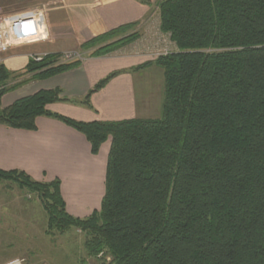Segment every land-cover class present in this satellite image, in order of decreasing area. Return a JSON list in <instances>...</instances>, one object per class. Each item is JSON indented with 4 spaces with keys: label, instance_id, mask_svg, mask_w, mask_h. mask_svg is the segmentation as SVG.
Segmentation results:
<instances>
[{
    "label": "trees",
    "instance_id": "trees-1",
    "mask_svg": "<svg viewBox=\"0 0 264 264\" xmlns=\"http://www.w3.org/2000/svg\"><path fill=\"white\" fill-rule=\"evenodd\" d=\"M157 7L159 30L176 52L132 71L162 69L159 119L79 122L48 109L68 102L61 90L0 111V125L16 130L36 131L39 117L58 120L81 133L94 156L110 142L100 210L84 219L69 215L60 180L0 170V181L39 196L48 233L81 229L90 255L105 252L110 264H264V0H160ZM137 26L113 30L81 51L107 56L135 42L137 33L111 39ZM62 57L31 60L18 74L0 66V101L82 65ZM120 73L101 80L82 104L91 107V96ZM12 76L22 80L8 86Z\"/></svg>",
    "mask_w": 264,
    "mask_h": 264
},
{
    "label": "crops",
    "instance_id": "crops-1",
    "mask_svg": "<svg viewBox=\"0 0 264 264\" xmlns=\"http://www.w3.org/2000/svg\"><path fill=\"white\" fill-rule=\"evenodd\" d=\"M27 1L29 6L18 11L16 7L26 4L25 0H0V66L11 74L22 73L36 56L81 51L85 44L121 27L138 24L146 33L153 16L158 19L156 26L161 33L157 7L160 0H149L151 4L140 0ZM137 55L125 52L88 57L75 70L31 81L5 94L0 111L40 91L61 90L62 97L72 102L54 103L48 109L79 122L159 119L163 87L160 95L158 90L152 93L148 85L142 95L137 90L136 77L160 68L132 71L149 62L142 54ZM115 72L121 73L91 96V107L83 105L95 86ZM36 126V131H24L0 125V170L22 171L37 182L60 180L69 215L88 218L100 210L105 195L110 142L94 156L86 138L62 122L39 117Z\"/></svg>",
    "mask_w": 264,
    "mask_h": 264
},
{
    "label": "rangeland",
    "instance_id": "rangeland-1",
    "mask_svg": "<svg viewBox=\"0 0 264 264\" xmlns=\"http://www.w3.org/2000/svg\"><path fill=\"white\" fill-rule=\"evenodd\" d=\"M24 1V0H23ZM22 2L16 7L18 11L29 6ZM41 1V0H40ZM152 25L146 27L137 26L125 35L111 39V42L120 40L130 34L137 33L139 38L132 44L109 54L120 53L142 54L145 60L153 61L158 57L176 52L175 45L169 36L159 33L157 29V17H152ZM155 23V25H154ZM128 50H124V49ZM143 48V49H142ZM73 60L81 62L88 58V54L82 51H71ZM61 62L68 61L65 55ZM80 56V57H79ZM33 61L40 63L44 56H36ZM42 59L36 61V59ZM72 60V59H70ZM12 76L7 81L8 86L19 83L22 79ZM149 87L152 93H161L164 90L163 71L139 74L136 77V86L140 94H144ZM160 89V91H159ZM157 101L160 97L156 94ZM162 98V97H161ZM68 102H72L69 101ZM67 208V206H66ZM48 217L39 196L28 189H21L13 182L0 181V264L14 260H24L23 264H110L111 257L105 252L98 255H90L87 250L88 235L81 229L73 228L64 233H48Z\"/></svg>",
    "mask_w": 264,
    "mask_h": 264
},
{
    "label": "built area",
    "instance_id": "built-area-1",
    "mask_svg": "<svg viewBox=\"0 0 264 264\" xmlns=\"http://www.w3.org/2000/svg\"><path fill=\"white\" fill-rule=\"evenodd\" d=\"M1 47V46H0ZM1 49H2V47H1ZM65 55V57H66V59H73L72 58V56H70V54H64ZM80 57V56H79ZM35 59V58H34ZM42 59L40 58V59H36V61H41ZM25 261L24 260H14V261H10V262H8V263H6V264H23Z\"/></svg>",
    "mask_w": 264,
    "mask_h": 264
}]
</instances>
